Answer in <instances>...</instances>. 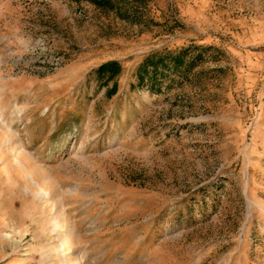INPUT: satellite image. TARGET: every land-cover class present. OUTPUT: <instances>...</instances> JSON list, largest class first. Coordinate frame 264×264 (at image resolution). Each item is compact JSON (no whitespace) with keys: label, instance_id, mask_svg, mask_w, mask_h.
I'll list each match as a JSON object with an SVG mask.
<instances>
[{"label":"rangeland","instance_id":"rangeland-1","mask_svg":"<svg viewBox=\"0 0 264 264\" xmlns=\"http://www.w3.org/2000/svg\"><path fill=\"white\" fill-rule=\"evenodd\" d=\"M0 264H264V0H0Z\"/></svg>","mask_w":264,"mask_h":264},{"label":"trees","instance_id":"trees-1","mask_svg":"<svg viewBox=\"0 0 264 264\" xmlns=\"http://www.w3.org/2000/svg\"><path fill=\"white\" fill-rule=\"evenodd\" d=\"M100 7L117 9L122 12L123 5L129 0H91ZM199 48H205L200 46ZM189 49L187 47L180 50H164L148 54L136 68V74L139 85H147L155 90H162V82L172 74H179L182 78H188L186 71L194 67L195 59H187L186 55ZM122 65L117 60H109L100 64L96 72L104 83L109 84L110 80L116 77L122 71ZM117 84L115 83L108 92L110 95L116 92Z\"/></svg>","mask_w":264,"mask_h":264},{"label":"bare ground","instance_id":"bare-ground-1","mask_svg":"<svg viewBox=\"0 0 264 264\" xmlns=\"http://www.w3.org/2000/svg\"><path fill=\"white\" fill-rule=\"evenodd\" d=\"M20 153H18L17 155H19Z\"/></svg>","mask_w":264,"mask_h":264}]
</instances>
